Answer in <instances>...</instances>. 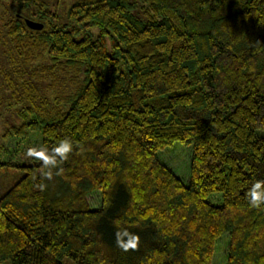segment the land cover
<instances>
[{
	"label": "trees",
	"instance_id": "16d2710c",
	"mask_svg": "<svg viewBox=\"0 0 264 264\" xmlns=\"http://www.w3.org/2000/svg\"><path fill=\"white\" fill-rule=\"evenodd\" d=\"M32 5L5 8L3 79L53 97L1 133L0 170L26 129L73 152L51 180L34 159L0 177V264H211L224 235L226 264H264V205L246 197L264 181V0H75L61 25ZM174 143L187 183L158 157Z\"/></svg>",
	"mask_w": 264,
	"mask_h": 264
},
{
	"label": "rangeland",
	"instance_id": "374dc122",
	"mask_svg": "<svg viewBox=\"0 0 264 264\" xmlns=\"http://www.w3.org/2000/svg\"><path fill=\"white\" fill-rule=\"evenodd\" d=\"M75 0H31L33 9H37V5L43 4L50 10H54L57 14L55 24L61 25L66 23L65 13L68 7ZM11 3V0H0V33L4 30V22L9 18L6 13V6ZM94 28L92 29V31ZM7 57L3 49L0 48V135L7 126L24 123L32 119H37L39 114L46 112L47 106L44 101H50L53 97L52 92H47L40 88L37 91L33 89H25L19 84L21 80L13 76L11 71L8 72L9 80H4L9 66L7 65ZM8 69V70H7ZM19 82V83H18ZM42 84H45L43 82ZM65 91L66 94L73 90V87L68 82ZM20 85V86H19ZM57 88V85H56ZM37 94V95H36ZM25 106L31 107V113L21 112ZM256 136L264 140V130L256 132ZM41 136L38 131L26 129L23 135L13 136L4 144L5 147L1 153V162L6 164L8 170H0V177L13 172V166L29 165L32 163V158L26 156L29 148H39ZM161 162L169 167L182 181L188 182L189 166L191 157V147H184L178 143H174L171 147L165 148L158 153ZM89 206L91 208H99L100 196L98 192L91 193L87 196ZM207 201L219 206L222 203L221 193H212L208 196ZM229 237L224 235L216 241L215 249L211 264H226L228 252ZM65 264H72L69 259H65ZM8 264V263H4Z\"/></svg>",
	"mask_w": 264,
	"mask_h": 264
},
{
	"label": "clouds",
	"instance_id": "9594fccd",
	"mask_svg": "<svg viewBox=\"0 0 264 264\" xmlns=\"http://www.w3.org/2000/svg\"><path fill=\"white\" fill-rule=\"evenodd\" d=\"M73 152V145L67 138L61 139L58 144L51 149L47 147L29 148L26 156L41 163L40 173L45 179L51 180L54 175H60L63 172L62 165L69 159ZM55 171L54 170H57ZM43 190L42 183L37 185ZM248 203L251 208L261 209L264 205V181H256L246 193Z\"/></svg>",
	"mask_w": 264,
	"mask_h": 264
},
{
	"label": "water",
	"instance_id": "95a60500",
	"mask_svg": "<svg viewBox=\"0 0 264 264\" xmlns=\"http://www.w3.org/2000/svg\"><path fill=\"white\" fill-rule=\"evenodd\" d=\"M26 25L28 28L32 30H40L42 28V24L38 22L29 21V20H26Z\"/></svg>",
	"mask_w": 264,
	"mask_h": 264
}]
</instances>
